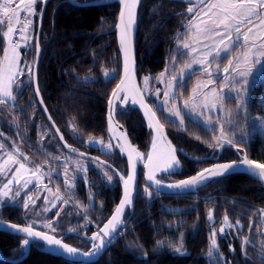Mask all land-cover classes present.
<instances>
[{
    "label": "trees",
    "instance_id": "obj_1",
    "mask_svg": "<svg viewBox=\"0 0 264 264\" xmlns=\"http://www.w3.org/2000/svg\"><path fill=\"white\" fill-rule=\"evenodd\" d=\"M41 6L42 3L38 2L32 41L27 52L23 51V57L32 66ZM186 9L184 3L171 0L142 1L136 37L140 84L144 74L158 73L167 67L179 71L189 62L190 55L184 54L188 52L181 48L187 31L184 24L190 17ZM117 17L118 5L115 3L82 8L71 5L67 0H50L39 39L41 58L37 81L43 104L65 143L74 151L101 157L126 175V161L109 141L106 124L107 102L121 73V57L114 30ZM6 25L5 18V30ZM3 47V32L0 31V55ZM24 71V75L19 77L24 81L23 85L13 84L12 87L15 100L0 105V130L35 165L41 166V158L51 152L52 169H60L59 153L79 157L66 151L61 144L40 108L32 76ZM201 76L200 71L186 75L177 83V93L188 98ZM147 101L154 105L148 97ZM226 103L233 108L225 109L226 138L241 142L234 146L237 151L225 149L220 159L237 160L245 153L249 159L264 163V65L260 75L248 87L245 100L227 99ZM162 115L163 111L157 112L176 147L194 157H217V147L210 146L215 143L217 131L188 118L183 120V124L166 122ZM117 120L128 132L135 149L147 153L151 132L138 111L130 106H118ZM93 138L108 141L113 147L112 153H103L97 146H88L87 142ZM180 160L178 172L171 177L177 181L190 177L213 161L195 162L182 156ZM139 165L134 210L132 214L129 210L125 216L127 219L130 215L129 221L101 259L90 264H224L225 261L226 264H264V188L254 178L232 174L212 181L195 194L184 196L161 195L149 188L152 193L149 197L144 192L146 183L143 168ZM105 168L112 175L109 184L92 169L88 170L86 181L80 177L74 182L75 198L84 205L90 196L94 200L87 207V214L96 229L107 221L121 196L120 177ZM22 209L16 204L4 205L0 209V219L30 226L23 218ZM210 211L213 213L212 220L208 219ZM226 216L231 226L239 221L242 225L239 231L234 227L227 230L224 226ZM72 224L73 220L70 221ZM70 225H63L61 231L52 232V235H66V243L88 252L92 242L87 238L95 229L89 227L84 233L79 229L74 231L73 226L69 230ZM223 226L224 234L217 236V252H214L210 243L212 233L218 234ZM33 228L49 233L43 228ZM181 243L183 255L174 251V246ZM230 246L234 251L230 250ZM41 247L40 244H32L28 257L16 264H71L43 253ZM23 249L24 239L0 232V251L6 258H20ZM0 264L12 263L0 260Z\"/></svg>",
    "mask_w": 264,
    "mask_h": 264
},
{
    "label": "snow or ice",
    "instance_id": "obj_2",
    "mask_svg": "<svg viewBox=\"0 0 264 264\" xmlns=\"http://www.w3.org/2000/svg\"><path fill=\"white\" fill-rule=\"evenodd\" d=\"M47 3V0H0V31L3 32V58L0 60V105H6L9 101L15 100V96L13 95L12 85L19 84L23 85L24 81L20 80L19 77L24 75V70L27 68V72L30 75H34L33 66L25 64L24 66L20 65V53L18 49L21 47L18 39H10V37H19L20 39L30 40L28 36V29L32 26L31 17L35 15L37 9L34 7L37 3ZM122 5L119 15V23L116 24V28L120 33V44L121 49L125 53V71L127 72V52L129 49L130 41H131V33H132V25L135 23V9L139 0H119ZM200 4L203 7L200 8L199 11H195V7H188V13L194 15L189 21L188 30L195 28L198 36L196 37L197 41L201 43L202 48L208 49L207 52H201L203 56L202 60H196L193 57L192 63H200L203 65H210L211 61L208 60L209 56H212V59L216 58L223 59L228 56L230 51L235 49L240 40L244 41V67L242 66L237 59L235 62V66H233L234 61L232 59L228 60V66L225 67L224 72L236 73L241 77H247L249 75V68L247 65L251 61L252 63H260V58L264 57V36H258L256 30L264 31V0H214V2L205 4L204 0H200ZM42 12V10H41ZM23 13V15H22ZM205 17L207 19H205ZM5 18L7 19V25L5 30ZM259 23H256V22ZM223 26V30L221 29ZM243 29H246L244 31ZM235 32L238 35L235 37L232 33ZM23 34V35H21ZM219 37L218 43L214 38ZM209 40L213 41L216 46L215 48H210L209 44L203 43V41ZM251 41V43H249ZM222 45L223 47H220ZM180 47V45H178ZM191 45L189 43H184L182 45L183 49H189ZM255 48V51L253 50ZM199 51L196 48H192V52ZM192 52L184 53L186 55H192ZM41 53L40 43L37 40L35 44V55L38 58ZM252 57H255L253 60ZM173 59V63L174 58ZM188 68H191V63L187 65ZM203 71L209 76L212 77L213 73L209 71L208 66L203 67ZM108 75V74H106ZM165 73H161V76H164ZM184 70H181L178 77L173 76L172 81H177L178 79L184 78ZM215 81L212 79L208 80V84L214 83ZM125 84V80L121 79V83L117 85V90L113 91V97L121 98L123 101L128 100V96L126 94L127 89L122 88V85ZM168 88H172V82H169L167 85ZM206 87V85H205ZM233 91L237 93V98L239 100H243V92L244 88H233ZM124 91L125 95L123 97L120 96V92ZM146 91V90H144ZM223 92V89H221ZM157 96H159V91L157 90ZM36 95L39 96V89L37 88ZM165 97H170V92L166 91L163 93ZM197 95H203L204 101L201 105L200 102L195 100ZM224 99L223 96H216L215 89H210L209 92L205 93L200 89V86H197V89L194 90L192 96L189 100L184 102L185 108L189 107V103L191 101L194 107L202 106L204 110H209V107L215 109L216 102L222 101ZM41 103L43 101L41 100ZM133 105L139 103L140 107L144 110L145 116L149 121V128L155 133L152 137L151 148L152 150L147 154L148 163L144 165L146 169L149 171L146 173V179L150 182V184L145 186L144 192L149 197H151L152 193L149 192V188L155 186H162L161 178L156 176V173L162 172L168 175H172L175 173L176 169L179 168V161L176 159L177 150L173 148V146L169 143L166 146H161L162 141L166 140L167 137L164 136L163 125L160 120L157 119V112L159 111H169L166 107L160 109L155 106L149 107V104L145 102L143 92L140 93V98L134 96L132 99ZM168 100L164 101V104L167 105ZM110 106V114H109V130L112 128V121L116 118L115 113L111 111V107L113 105V100L110 98L108 101ZM45 111L47 109L45 108ZM169 115H173L176 117H181V113L179 110H173L169 112ZM51 120L52 118L49 117ZM167 122V121H166ZM183 118L180 119V123L183 124ZM55 127V124L52 125ZM58 131V130H57ZM2 135V133H0ZM224 140L225 143L231 144L232 146H236L241 141L234 140L232 138H226L222 135L221 138H218L216 143L210 145L213 148L219 147L221 150L224 147V144L221 143V140ZM61 140L63 137L61 136ZM123 143L120 141L117 142V146L120 148L121 152H127L128 161H129V170L127 176H120V179L124 184V193L123 197L120 201V205L117 206L115 213L108 220L106 224L100 228L98 233H94L90 238L93 246L92 252L78 253V250L74 247H70L67 244L62 243L61 239L55 238L53 235H49L43 231H34L33 227H24L19 228L18 231L26 233L27 237L36 241H44L46 242V246L48 247H57L61 249L63 254H67L69 257L75 256L77 254L80 255H94L97 252L101 251L105 244V237L110 238L113 233L117 232L118 226L121 224L123 219V212L127 207L131 206L134 201L133 191L130 189V182H134L136 180V172H135V158L140 157V152L133 148L126 141V134H122ZM65 147H68L65 144ZM106 147L111 150V145H107ZM80 155H83L81 153ZM27 160V157H24ZM59 159V157H57ZM8 160H13L12 156L8 157ZM7 161H5L6 163ZM15 162V161H13ZM111 167V166H109ZM245 167L248 172L252 175L257 176L259 179L264 181V163H257L252 159H248L245 156L242 160L237 163L233 161L232 163H218L213 168H206L202 171L198 172L196 175L192 176L188 179H183L178 183H169L166 186L169 189L184 191L191 188H198L205 184L209 179H213L216 177H221L231 173L235 168ZM25 164L20 163L19 168L16 169L18 173L20 169H24ZM3 170V169H0ZM256 170H259L258 172ZM40 170L37 168L36 172ZM67 171V169H66ZM35 174V173H33ZM115 174V173H114ZM75 178H73L74 180ZM108 180H112V176H108ZM19 183V181H15ZM14 183V179H9L8 182L4 185L5 189L9 188V185ZM69 187H72V184L69 183L68 180L65 181ZM27 185V181L25 182V186ZM7 195V193H5ZM17 197L20 196V192L17 191L15 193ZM32 197L28 196L27 199L23 200L25 209L29 207V201H31ZM47 199V198H46ZM59 199V196L57 197ZM59 213H57L58 215ZM208 219H213V213L210 211L208 213ZM228 217H225V223H227ZM15 228L16 226H12ZM51 232H55L54 225H48ZM234 227L235 230L239 231L240 225L239 221ZM249 227H252V224H249ZM102 234V236H101ZM221 234H224V229H221ZM213 235V243L211 245V249H217V244L215 242V232ZM100 239V243L97 244L96 240ZM25 245L30 243V239H25ZM247 243V242H246ZM210 249L209 255L211 256L213 253ZM230 250L231 246H230ZM174 251L178 254L183 255V244H179L178 246H174ZM223 259V258H221ZM226 264V261L224 262Z\"/></svg>",
    "mask_w": 264,
    "mask_h": 264
},
{
    "label": "rangeland",
    "instance_id": "obj_3",
    "mask_svg": "<svg viewBox=\"0 0 264 264\" xmlns=\"http://www.w3.org/2000/svg\"><path fill=\"white\" fill-rule=\"evenodd\" d=\"M212 2H214V0H210L206 4ZM35 8L37 9V5H35ZM200 8L197 11H199ZM37 13L38 12L36 11L35 15L31 17L33 23L32 26L28 29V36L30 37V40L19 38L21 47L18 49V51L20 53L21 66H24L25 64L31 65V62H27V58L25 59L23 57V51H26L32 41L35 28L34 20ZM193 15L194 14L188 17L184 24L185 31L187 30L185 33V43H189L191 45L189 49L184 50H186L187 52H192V48H196L199 51L192 52V55H190V60L187 65L191 63V68H188L186 65L181 70H184V77L189 73L195 71H200L202 73V76L198 79L195 86L191 89L189 97L183 98V95L177 93L176 90L177 83L179 81H182L184 78L178 79L177 81H172V77H178L181 70L172 71L168 67L158 73H147L142 75L141 88L144 94L151 100V102H153V106L160 109L166 107L169 110L163 111L162 119H165L170 123H180L181 118H183V120H186L188 118L194 122H198L209 130L217 131L216 137L214 139L216 143L217 139L221 138L222 135L226 137L225 109L226 107L230 110L233 109L231 106H227V99L239 100L237 98V93L232 89L244 88L245 91L243 92L242 100L244 101L248 94V87L251 85V82L260 75V69L264 65V57L260 58V63H252L251 61L249 62L247 67L250 71L247 77H241L236 73H232L231 71L229 73H225L224 69L225 67H227L229 59H232L234 61L233 66H235V62L238 59L242 66V69L244 67V41L241 39L239 45L235 49L231 50L229 55L222 59V62H220V58H216L215 60H213L212 56H209L208 60L211 61L210 65L202 66L200 63H192L193 57H195V59L198 61L202 60L203 56L201 55V52L208 51V49L202 48L201 43L197 41L196 37L198 36V34L196 33L195 28L188 30L187 26ZM205 19L207 18L205 17ZM256 23L259 22L257 21ZM220 30H223V26H221ZM243 30L246 31V29ZM256 31L258 36H264V31ZM232 35L235 37L238 34L233 32ZM214 39L218 43L219 37H216ZM203 43L209 44L210 48L213 49L216 46L213 41L209 40H205L203 41ZM249 43H251V41H249ZM220 47L223 46L220 45ZM253 50L255 51V48ZM2 58L3 52L0 55V60H2ZM252 59L254 60L255 57H252ZM204 66L209 67V71L213 73L212 77H209L203 71ZM25 70L27 72V68H25ZM161 73H165V75L161 76ZM209 79H212L215 82L208 84ZM169 82H172V88L167 87ZM197 86H200V89L205 93L209 92L210 89H215V95L223 96L224 99L222 101L216 102L215 109L209 107V110H204L202 106L194 107L191 101L189 103V107L185 108L184 102L186 100H189L194 90L197 89ZM221 89H223V92H221ZM157 90L160 93L159 96H157L156 94ZM166 91L170 92V97H165L163 95V93ZM166 99L168 100L167 105L164 104V101ZM195 100L200 102V104L202 105L204 96L197 95L195 97ZM239 101L241 102V100ZM173 110H179L181 113V117L178 118L176 116L169 115V112ZM0 133H2V135H0V169H3L0 170V209L4 205L11 206L16 204L17 206H21L23 208V218L26 219V222L30 224L31 227L34 226L43 228L50 234H52V232L49 229L48 225H54L56 229L55 232H58L61 231L63 225H70V221L72 220L73 224L68 227L69 230L72 226L75 228L74 231H77V229H79L84 233L88 231L89 227L96 230V226L91 223V218H89L87 214V212L89 213V209H87V207H90L93 204L94 200L90 196V198L87 200L86 205H84L80 199L75 198L76 192L74 190V182L77 181L80 177H82L86 181V174L88 170L92 169L97 171V173L105 178L106 183L109 184L112 181L108 180V176L111 175V172L95 161L85 160L81 158H72L71 156L63 153H59L60 157L59 159H57L61 168L52 169L51 152L48 153L45 157H42L41 159L43 162L41 166H37L23 153L20 147L14 145L13 142H10L7 136H5V134L1 130ZM221 143L227 144L223 139L221 140ZM109 144L110 143L108 141H105L102 138H93L91 141L87 142L88 146H97L103 153H112L113 147H111V150L106 147ZM139 152L141 156L138 157V161L139 164L143 166L147 153L141 151ZM9 156H12L13 160H8ZM24 157H27V160H25ZM5 161L7 162L5 163ZM20 163H24L25 168L20 169V171L17 173L16 169L19 168ZM37 168L40 170L39 172H36ZM73 178L75 179L73 180ZM9 179H14V183L12 185H9L8 189H5L4 185L8 182ZM66 180H68L69 183L72 184V187H69V185L65 183ZM15 181H19V183H16ZM26 181L27 185L25 186ZM168 181L171 182L169 179H167V182ZM89 182L93 183L90 180ZM17 191L20 192L19 197L15 195ZM5 193H7V195H5ZM28 196H31L32 199L31 201H29V207L25 209L23 200L27 199ZM58 196L59 199H57ZM84 211H86V213ZM57 213L59 214L57 215ZM80 219L81 221L79 222ZM225 225L228 230L231 224L227 222L224 224V226ZM224 226L221 227V229H224ZM221 229L218 234H216L215 232L216 244L217 236L223 235L221 234ZM210 243L212 245L213 235L211 237ZM212 250L214 252H217V249Z\"/></svg>",
    "mask_w": 264,
    "mask_h": 264
},
{
    "label": "water",
    "instance_id": "obj_4",
    "mask_svg": "<svg viewBox=\"0 0 264 264\" xmlns=\"http://www.w3.org/2000/svg\"><path fill=\"white\" fill-rule=\"evenodd\" d=\"M49 1L50 0H47L46 4L42 3V6H41L42 12L40 10L39 17H38L36 42H37V40L39 41V39H40V33H41V29H42L44 13H45V9H46V6H47ZM67 1L73 6L82 7V8L83 7H90V6L109 5V4H114L115 3V4L118 5V17H117L116 24L119 23V15H120L121 7H122V5L120 4L119 0H92V1H88V2H80V1H76V0H67ZM142 1L143 0H139L138 4L136 5V9H135V23L132 25L131 41H130L129 49H128V52H127V72L125 71V53H124V51H122L121 44H120V33H119V30L116 28V26H115V29H114L115 32H116V40H117V43H118V46H119L120 57H121V73H120V78H119V81H118L117 85L121 83V79L125 80V84L122 85V88L127 89L126 94L128 96V100L127 101H123L121 98L113 97V95H112L113 91L117 90V85H116L115 88L113 89L110 97H109V99L111 98L113 100V105L111 107V111L113 113H115V115H116V118L112 121L111 131L109 130L110 106H109V104L107 102L106 124H107L108 137H109L112 145L114 146V148L120 154V156L125 159L126 167H127V173H128V170H129L128 155H127V152H123V153L121 152L120 148L117 146V142L120 141L121 143H123L122 134H126L127 143L130 144L133 148H135V147H134V145L132 144V142H131V140L129 138L128 132L125 130L123 125L117 120V107L119 106L121 108H126V107L130 106L132 109L137 110L138 113L140 114V116L142 117V119H143V121H144V123H145V125L147 127V130L151 132V141H152V137L155 135V133L152 131V129L149 128L148 118L145 116L144 110L140 107L139 103H137L135 105H133V103H132L133 97L135 96L137 98V100H139L140 93L143 92V90L141 88V84H140L139 78H138V65H137V54H136V37H137V29H138V12H139V8H140V5H141ZM171 1L184 3L187 6V9H188V7H195V11H197L201 6H203V5L200 4V0H171ZM209 1L210 0H204V3L206 4ZM187 9H186V11H187ZM192 14H194V13H192ZM192 14L188 13V11H187V16H191ZM40 58H41V53L39 55L38 64H37V57L35 55V60H34V65H33V73H34V75H32V79H33V86H34L35 94H36L37 88L39 89L38 81H37V75H38V67H39V63H40ZM39 93H40V91H39ZM124 95H125V92L121 91L120 92V96L123 97ZM143 96H144L145 102H147L149 104V102L147 101V97L144 94V92H143ZM37 99H38L40 108H41L42 112L44 113L48 123L50 124L52 129L55 131L57 136L59 137V139L61 141V144L63 145V147L65 148L66 151H68L69 153H71V154H73V155H75V156H77L79 158L95 161V162L101 164L102 166H105V167L109 168L111 171L116 173L119 177L121 175H123L122 173H120V171H118L110 163L106 162L105 160H103L101 157H99L97 155L87 154L85 152H77V151L72 150L69 146L65 147L66 143H65L64 139L61 140L60 131L58 130L56 125H55V127L52 126L54 122L52 121V119L51 120L49 119L50 115H49L48 111H45L44 104L41 103V100H42L41 94L39 96H37ZM109 99H108V101H109ZM149 107H152V106L149 104ZM157 119L159 120L158 117H157ZM163 129H164V136H166L167 139L162 141L161 146L163 147V146H166L167 144L170 143L173 146V148H175L177 150L176 159L179 161V168H180V165H181L180 156H182V157H184V158H186V159H188L190 161H195V162L210 161V160L215 161L214 164L209 165L206 168H213L218 163H232L233 162V161H223V162H216V161L219 160L220 156L222 155V153H223V151L225 149H230V150L237 151V148L234 147V146H231L229 144H224V147H223L222 150L219 147H217L218 156L216 158H212L211 156H209V157H194V156L189 155L184 150L176 147L174 145V143L172 142V140L169 138V136L167 134V130L164 127V125H163ZM151 141H150V146H149L148 152L152 150ZM148 152H147V154H148ZM81 153H83V155H80ZM245 156H247L245 153L240 155V159L237 160L236 162L239 163V161L242 160ZM147 163H148V160H147V155H146V159H145L144 165L147 164ZM144 165L142 167L143 168V170H142L143 179H144L146 185H148V184H150V182L147 181V179H146V173L149 171V169H146L144 167ZM109 166H111V167H109ZM179 168L176 169L175 173L172 174V175H168L166 173H162V172L158 171L156 173V176L158 178H161L162 186H160V187L153 186L150 189H152L153 191H155V192H157V193H159L161 195H169V196L191 195V194L197 193L199 189L205 187L206 185H208L212 181H214L216 179H219V178L226 177V176H230L232 174H245V175H248V176L254 178L264 188V181L259 179L257 176L252 175L250 172H248L246 170L245 167H238V168H235L231 173H229L227 175H224V176H221V177H216V178H213V179H209L205 184H203L202 186H200L198 188H191V189L184 190V191H177V190L169 189L166 186L167 184H169V183H178L181 180L174 181V182H166V181H163L162 178L163 177H172L173 175H175L178 172ZM206 168H204V169H206ZM202 170H200V171H202ZM256 171L258 172L259 170H256ZM135 172H136V180L134 182H130V189L133 191V194H134L133 204L131 206L127 207L126 210L123 212V219H122L121 224L118 226L117 232L113 233L110 238H108V237L104 238L105 244H104V247H103V249L101 251L97 252L94 255H89V256L77 254L75 256L69 257L67 254H63L61 249H58L57 247H48V246H46V242H44V241H39L38 242L36 240H32L31 238L27 237L26 233L18 231L19 228H24V227H29V226H25V225H21V224H14V223L6 222V221H3V220L0 219V232H4V233H7V234H10V235H13V236L20 237V238L24 239V241H25V239H30V243L28 245H25V243H24V249H23L24 253H23V255L20 258H18V259L6 258L2 254V252L0 251V260L5 261L7 263H12V264H16V263L22 262L28 257L32 244H40L42 246L40 248V250L43 253L48 254V255H52L54 257H58V258L62 259L63 261L71 263V264H90V263L98 262L101 259L102 255L107 250L108 246L111 244V242L114 240V238H116V236L118 235V233L121 230V228H123L128 223L130 215H129V217L127 219H125V216H126L127 212L130 210V212L132 214V212L134 210V206H135V202H136V198H137V193H138L139 176H140V165H139L138 157L135 158ZM127 173H126V175H123V176L126 177ZM197 173L191 175L188 178H191L192 176L196 175ZM188 178H185V179H188ZM123 193H124V184H123V181L121 180V196H120V199H119L118 203L116 204L112 214L110 215V217L107 219V221L104 224H106L108 222V220L115 213V210H116L117 206L120 205V201H121V199L123 197ZM103 225H102V227H103ZM12 226H16V227L13 228ZM33 229H34V231H40V230H37L35 228H33ZM99 230L96 231L95 233H98ZM47 234H49V233H47ZM49 235H52V234H49ZM92 235H90L87 238V240L89 242H91L90 238L92 237ZM101 236H102V234H101ZM54 237L57 238V239H61L62 243L67 244L70 247H73V246L69 245L68 243H66L64 241L65 238H66V235H64L63 237H56V236H54ZM96 242H97V244H99L100 243V239L98 238L96 240ZM77 250H78V253H85L82 250H79V249H77ZM92 251H93V246L91 247V249L88 252L90 253Z\"/></svg>",
    "mask_w": 264,
    "mask_h": 264
},
{
    "label": "flooded vegetation",
    "instance_id": "obj_5",
    "mask_svg": "<svg viewBox=\"0 0 264 264\" xmlns=\"http://www.w3.org/2000/svg\"><path fill=\"white\" fill-rule=\"evenodd\" d=\"M218 156V155H217ZM212 158H216V157H213V156H211ZM239 157V156H238ZM237 160H239V159H237ZM237 160H231V161H237ZM216 162H223L220 158H219V160L218 161H216ZM215 163V161H212L211 162V164L210 165H212V164H214ZM209 166V165H208ZM167 179H169L171 182H174V181H177V180H175V179H172L171 177H166ZM167 179H163L162 178V180H164V181H166L167 182ZM169 182V181H168ZM99 229H96L93 233H95L96 231H98ZM97 243V242H96Z\"/></svg>",
    "mask_w": 264,
    "mask_h": 264
},
{
    "label": "built area",
    "instance_id": "obj_6",
    "mask_svg": "<svg viewBox=\"0 0 264 264\" xmlns=\"http://www.w3.org/2000/svg\"><path fill=\"white\" fill-rule=\"evenodd\" d=\"M22 15H23V13H22ZM10 39H18L19 40V37H10Z\"/></svg>",
    "mask_w": 264,
    "mask_h": 264
},
{
    "label": "crops",
    "instance_id": "obj_7",
    "mask_svg": "<svg viewBox=\"0 0 264 264\" xmlns=\"http://www.w3.org/2000/svg\"><path fill=\"white\" fill-rule=\"evenodd\" d=\"M35 7V6H34Z\"/></svg>",
    "mask_w": 264,
    "mask_h": 264
}]
</instances>
